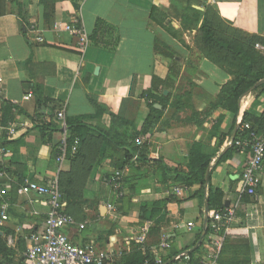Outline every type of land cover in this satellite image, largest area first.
<instances>
[{"label": "crops", "instance_id": "1", "mask_svg": "<svg viewBox=\"0 0 264 264\" xmlns=\"http://www.w3.org/2000/svg\"><path fill=\"white\" fill-rule=\"evenodd\" d=\"M15 1L17 7L12 0H0V125L13 123L17 127L15 135L5 139L10 154L0 153V184L9 183L8 218L0 222V241L12 254L11 262L5 264H19L20 259L24 263L22 254L29 237L42 233L48 210L46 198L23 194L21 183L58 181L60 173L72 168L67 157L55 161L60 138L56 112L60 110L66 120L82 126L76 130L81 154L75 163L80 195L67 208L77 225L64 229L73 243L93 242L98 253L115 263L135 249L153 256L152 248L164 236L170 248L159 252L163 256L187 251L197 258L209 252L215 236L210 232L204 237L207 190L219 189L228 206L240 198V176L248 153L232 146V135L245 112L261 115L264 91L259 93L253 87L244 93L235 116L217 106L221 86L231 77L205 58L196 62L191 52L160 28L158 20L165 15L180 30L185 25L184 10L203 11L209 6L232 27L264 38V0H82L77 12L71 0H47L51 8L48 17L40 0ZM75 19L87 39L85 49L79 36L63 30ZM97 20L114 29L113 38L118 35L114 50L103 43L112 39L107 29L99 33L97 42L91 39ZM24 22L35 25L36 31L23 33ZM166 44L180 54L178 63L184 60L194 66L193 73L170 76L167 60L160 53ZM159 80L165 83L159 84ZM146 91L170 94L171 98L182 96V109L173 117V110L166 108L164 121L147 133L145 163L124 164L122 152L113 147L122 134L141 130L148 114L141 97ZM90 100L132 126L114 121L108 113L100 114ZM98 131L109 135L102 137ZM194 143L210 156L203 200L195 195L198 186L175 183L165 173L186 169ZM116 170L122 173V195L128 200L125 206L108 182ZM174 187H180L181 192L174 193ZM241 200L237 211L244 216L236 213L228 234L246 235L250 264H264V162L257 196L244 195ZM156 201L165 202L169 219L152 229L154 222L140 215L144 206L148 217ZM78 223H85L84 228L79 229ZM146 226L144 241L135 243ZM226 257L221 256L220 264ZM2 260L0 255V263Z\"/></svg>", "mask_w": 264, "mask_h": 264}, {"label": "trees", "instance_id": "2", "mask_svg": "<svg viewBox=\"0 0 264 264\" xmlns=\"http://www.w3.org/2000/svg\"><path fill=\"white\" fill-rule=\"evenodd\" d=\"M49 1L54 3L56 0ZM71 1L73 3L74 10L77 12L82 0ZM40 3L46 10L44 16L48 17L50 12L49 10L51 9L49 3L47 0H40ZM12 4L15 7L18 6L15 0H12ZM153 11L155 12L157 10L153 8ZM183 14L182 24H188L189 22L193 23V27L195 29L194 43L204 58L209 60L220 69L225 70L231 77L230 80L221 86L220 92L217 96V106L227 109L235 116L238 112V102L241 96L253 88L255 84H258L264 79V49H258L255 47V44L257 43L264 46V38L242 32L232 27L229 22L223 20L216 13V11L209 6L205 7L203 11L188 8L183 11ZM28 25L29 24L25 22L22 24L23 33H26ZM158 25L170 37L178 39V30L172 26L171 22L165 15H160ZM105 29L110 31L108 33H110L109 35H111L112 39L110 43L106 41L103 43L114 50L118 42V35L113 38L112 36L114 34V29L105 24L102 20H97L91 39L97 42L99 33L101 34L102 30ZM160 83L162 84L165 82L159 80V84ZM254 90L259 91V93L263 92L264 81L257 85ZM141 97L145 99L148 107V114L144 120L141 130L137 132L132 130V132L129 134H122V136H120L118 139L120 142L113 147L114 150H119L122 152L124 164H133L138 162V165H141V163H145L148 158L146 154L147 150L144 146H137L134 142L135 138L138 135H145L149 133L155 125L164 121V110L166 108L173 110V117L176 116V113L182 109V105L180 104L182 96L179 95L171 98L170 94L163 96L161 93L154 94L151 91H146L141 94ZM90 101L95 108L100 110V114H103V112L108 113V115L114 121H117L123 125L132 126L128 120L124 119L120 115L110 113L107 111V109L102 108L95 101ZM156 104L160 105L161 108L155 107ZM242 120L244 122L250 123L252 127L257 128L260 132L264 133V110L258 117L252 116V114L249 112H245L243 114ZM66 123L71 132L70 137H79L76 130L82 126L75 125L71 120H66ZM98 132L102 137H107L109 135L103 131ZM4 143H7L6 140H4ZM80 148L81 143L79 144L77 153L67 155V158L72 162V168L70 172L60 173L58 177L59 188L68 201L66 204V211L71 202H73L75 198H79L80 195V192H78L80 179L76 174L77 169H75V163L81 154ZM135 154L137 155L136 160L133 159ZM188 156V164L186 169L181 172L175 170L174 173L166 170L165 173L167 172V178L172 179L175 183L186 186H198V191H196L195 195L199 199L203 200L205 195L204 189L207 182L206 176L210 162V156L204 155L201 152V148L198 143L192 144ZM152 159L156 161L155 158ZM222 197V192L219 189L213 190L212 188H208L207 195L205 196L208 204V210H221L225 208L226 206L225 203L222 202ZM117 199L119 200L120 204L124 206L125 203L128 202L124 195L119 196ZM171 199H173V197ZM164 203V201H156L153 203L151 213L148 217L144 216V206L141 208L140 217L142 219H150L152 222H154L155 225L152 227V229H158L160 225L168 222L169 214L163 207ZM236 213L240 214L242 217L244 216L243 212L239 213V211L236 210ZM211 223L212 219L210 216H208L205 224L206 230L204 237L210 233ZM199 238L200 234H198V239ZM177 253L178 252H170L167 256L162 255V264H176L177 261H173L172 258L176 256ZM189 254L194 260L199 258H194L193 252H189ZM249 254L250 249L246 235L231 236L228 234L224 237L220 258L222 255H226L229 257V260H225L223 264H250L251 262ZM0 255H2L3 259L0 264L11 262V251L6 248L5 242L3 241H0ZM220 258L219 264L221 263ZM146 261L148 262L147 264H156L152 255L148 254L147 252H142L135 249L132 253L125 256L121 261L116 263L113 262V264H145ZM19 264H24L21 259Z\"/></svg>", "mask_w": 264, "mask_h": 264}, {"label": "built area", "instance_id": "3", "mask_svg": "<svg viewBox=\"0 0 264 264\" xmlns=\"http://www.w3.org/2000/svg\"><path fill=\"white\" fill-rule=\"evenodd\" d=\"M63 30L81 38L80 46L85 49L87 47V39L82 33V28L78 19L63 26ZM27 31H36V27L30 24ZM37 40L41 41L40 35ZM255 47L262 49L258 43ZM27 98V95L24 97ZM56 118L59 121L60 138L57 145V152L55 161L62 162L68 154L72 155L78 152L80 139L79 137L71 138V132L66 123L64 110L56 112ZM16 125L8 123L0 125V153L3 155L10 154L4 140L12 137L16 133ZM149 136L138 135L134 142L137 146L142 147L148 142ZM231 144L237 150L248 153L246 164L241 173V191L240 198L233 206H227L221 210H213L209 212L211 217V234L215 238L211 241L212 249L206 252L198 259H192L189 252H183L172 258L183 264H219L220 252L224 242V237L228 235L231 224L236 215L237 208L243 204L241 197L244 195L250 197L257 196V190L262 182V166L264 162V133L254 128L248 122L242 119L238 120L234 127ZM137 159V155L133 156ZM3 172L0 171V175ZM110 186L117 192L118 196L122 195V173L116 170L109 178ZM9 183L0 184V222L7 220L6 211L9 207L7 199V189ZM180 187H174L173 191L176 194L181 192ZM20 191L23 194H33L36 197H45L48 205V210L44 219V226L42 233L37 236L31 234L29 237V244L23 251L22 257L24 264H113V260L102 253H98L94 247L93 242L85 245H78L73 243L68 235L64 232L66 227L77 225L75 218L66 211V202L63 199L61 190L57 180H50L44 184L24 180L20 185ZM111 210L115 208L108 205ZM192 226V223H187ZM85 223H78V228H84ZM137 238L135 243H142L145 238V230ZM170 242L167 237H163L159 245L152 248L151 252L155 258L156 264L163 263V256L159 252L169 250ZM148 262L146 261L145 264Z\"/></svg>", "mask_w": 264, "mask_h": 264}, {"label": "rangeland", "instance_id": "4", "mask_svg": "<svg viewBox=\"0 0 264 264\" xmlns=\"http://www.w3.org/2000/svg\"><path fill=\"white\" fill-rule=\"evenodd\" d=\"M190 23V24H189ZM188 24H185L182 29L178 30L179 37L175 40L183 46V48H186L187 51L191 52V56L194 58L196 62H198L200 59H203L204 56L201 54L199 49L196 47L194 43V35L195 31L192 32L193 23L189 22ZM187 30L190 31L186 32ZM186 32V33H185ZM184 33L187 35V38H184ZM189 41L190 46L187 44ZM160 53L163 54L164 58L167 60V66L168 70L170 72L171 76H187L186 73H193L194 72V66L191 64L184 63V60H182V63H178V57H180V54L176 52L175 48L169 45H164L162 49H160ZM219 68V67H218ZM222 70V69H221ZM224 73L227 74L225 70H222ZM229 76V75H228ZM226 260H229V257H226ZM236 260V259H235ZM235 262V261H234Z\"/></svg>", "mask_w": 264, "mask_h": 264}, {"label": "water", "instance_id": "5", "mask_svg": "<svg viewBox=\"0 0 264 264\" xmlns=\"http://www.w3.org/2000/svg\"><path fill=\"white\" fill-rule=\"evenodd\" d=\"M263 81H264V79L261 80L258 84H255L253 87H256L257 85L261 84ZM164 94H166V91L164 92ZM155 107L160 108V105L156 104ZM204 206H205V210H204L205 219H204V221L206 223L207 218H208V204H207V200H205V205ZM225 206H228V203L227 202H226Z\"/></svg>", "mask_w": 264, "mask_h": 264}]
</instances>
